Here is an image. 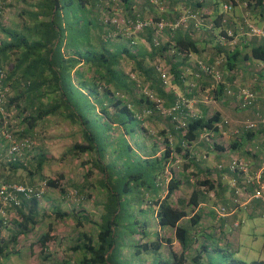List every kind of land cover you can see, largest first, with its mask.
I'll return each mask as SVG.
<instances>
[{"label": "trees", "instance_id": "1", "mask_svg": "<svg viewBox=\"0 0 264 264\" xmlns=\"http://www.w3.org/2000/svg\"><path fill=\"white\" fill-rule=\"evenodd\" d=\"M4 1L0 2V18ZM180 1L181 5H178L186 8L176 12L172 8L174 0H167L169 10L165 9L163 0H157L158 4L151 3V0H109V3L116 6L117 11L120 9L128 16L124 17L127 21L134 23L137 20L146 22L151 19L153 23H166L158 34L154 25L145 26L130 37L118 32L114 34L116 25L96 15L103 9V0H38L33 5L34 10L24 12L30 25L28 23L20 29H14L5 28L0 22V32L4 35V39L0 40V71L5 75L1 89L5 93L7 85H11L14 90L18 89L15 96L8 103L5 101L0 104V107L5 113L11 106L23 101L25 115L22 121L26 125L24 130L15 134L0 121V160L6 162V151L10 148L13 138L30 140L31 138L26 136L32 135L40 121L58 115L70 124L77 125L82 137V142L75 143L68 153L74 156L91 155L92 168L102 176L98 188L103 201L100 204L98 222L93 223L95 232L81 233L72 248L73 252L81 253L78 264H145L144 255H150V264H186L189 247L198 236L205 240L200 243L201 255L205 259L201 260L197 255L192 264H247L225 247H221L213 232H206L202 226V215L198 211L207 201L203 192L195 188L186 207L182 200L178 202V206L171 202V196L179 189L180 181L175 180L178 172L174 169L170 178H164L165 167L172 153L170 140L166 139L165 150L160 156L156 155L155 146L147 153L142 144L136 145L141 154H144L141 156L130 143V140L143 131L144 123L159 121L164 116L168 122V133L177 138L173 152L187 159V168L194 167V172L204 177L199 182L202 186L216 190L213 193L215 199L227 207L236 208L241 205L240 199L243 195L253 190L252 196L258 187L257 181H252V174H246L248 170L237 168L240 163L242 166L246 165L245 162L237 157L228 159V151L236 149L237 143L232 141L234 144L229 142L228 146L215 143L213 136L227 129L225 123L218 128L222 123L219 115L214 112L208 116L203 113L206 109L199 105L202 113L191 116L187 104L176 92L181 93L184 100L190 101L196 94L206 92V85L209 93L215 98L223 93L222 84L226 80L228 89L233 91H237V86L247 87L232 81L235 77L231 72L240 67V58L247 60L251 65H264V38L259 37L258 44L250 46L245 55L240 51L230 50L225 44L221 45L220 38L226 37L227 31L232 33L229 39L240 37L242 40L243 29L239 30L241 26L232 28L228 22V15L235 5L233 0L226 1L228 4L223 5V9L227 6L228 10L220 12L214 7L211 30H217L216 37L211 35L210 29L207 30L204 45L207 47L208 44V53L213 58L207 60V57H201L200 60L207 66L214 65L215 61L222 62L218 66L222 80L218 82L213 76L203 74L197 65L190 66V57L200 53V46L192 38L191 27H175L183 16L192 21L202 6L211 0H178L176 3ZM212 2L216 5L213 0ZM242 2L247 9H264V0ZM135 6L138 7L137 10H134ZM200 18L206 19L207 15L201 14ZM245 20L247 19L241 20L246 24L244 31L249 32L248 22L244 23ZM160 34L167 37L166 42H161ZM141 40L145 45L140 44ZM159 60H163L167 65V75L171 77V83L177 90L166 87L162 72L158 71L155 63ZM10 61L13 65L6 75L3 65L9 64ZM123 62L134 64L135 81L122 71ZM145 85L153 95V100L150 95L138 92L139 88ZM250 90L255 94V102L247 109L256 108L258 102V95ZM262 102L264 104V97ZM176 105L183 111V118L178 114L179 110L171 111ZM257 113V119L264 118ZM260 127L264 125L257 121L256 128L248 131H256ZM5 133H9L10 138H5ZM160 134L166 136L164 131ZM204 137L208 138V141ZM191 148L205 151L202 156H198L200 159L197 157L198 161L195 160ZM214 150L224 159H217V163L212 164L208 158ZM31 157L26 162L11 161L9 158L7 162L12 171L22 169L31 176L34 173L41 175L47 160L43 154ZM233 162L238 164L237 167L234 168ZM32 165H35L34 169L28 170ZM92 174L89 169L85 174V183ZM225 175L230 177L228 189L232 197L231 203L221 201L219 195L216 196L220 186L224 185L220 179L226 177ZM0 181L7 186H35L12 182L9 179ZM232 181L235 184H232ZM184 183L192 182L187 177ZM45 184L46 188L59 187L57 182L51 179ZM164 189L165 195L161 197L159 193ZM42 199L43 196L40 200L33 197L28 202L21 199V205L14 210L17 217L11 218L10 221L6 218L5 222L0 214V229L6 228L9 232V238L0 245L3 249L6 248V256L10 255L8 251L19 252L17 246L20 244V238L36 236L43 248L51 239L50 230L42 236H37L36 233L41 220L39 202ZM253 200L259 202L256 205L246 204L248 207L244 210L249 217L264 219V202L260 199ZM188 207L191 208L190 214L186 210ZM233 209H230L231 214L235 212ZM10 211L6 210V214ZM225 211V208L219 207L209 212L212 219H218L220 229L224 228V217L230 215ZM55 213L59 215L57 211ZM82 218L87 221V217H80L76 219L77 225L81 224ZM185 218L187 221L183 224ZM151 226L158 228V231L150 232ZM166 229L174 231V241L159 236V231ZM225 232L226 230H223V233ZM174 244L177 245L176 251ZM165 246L170 248L167 258L162 257ZM62 264L75 262L74 259H67ZM251 264H264V261H254Z\"/></svg>", "mask_w": 264, "mask_h": 264}, {"label": "rangeland", "instance_id": "2", "mask_svg": "<svg viewBox=\"0 0 264 264\" xmlns=\"http://www.w3.org/2000/svg\"><path fill=\"white\" fill-rule=\"evenodd\" d=\"M37 1L38 0H5L2 11L3 14L0 18L1 25L5 28L14 29H20L22 26L28 25L29 21L24 12L29 9L34 10L33 5H35ZM103 1V9L100 10L99 13H96V15L98 14L97 17L110 20L111 23L116 22L120 25L119 31L123 30V24L127 20L124 17L128 16L120 9L117 11L116 6L109 3L108 0ZM213 1L216 3L214 7H217L218 11L222 12L224 10V3L229 0ZM151 3L158 4L157 0H151ZM137 9L138 7L135 6L134 10ZM108 11L110 13H108ZM116 32L117 30L113 33L115 34ZM3 36L4 35L0 32V40L4 39ZM159 39L161 42L167 41V37L161 36V34L159 35ZM140 44H144L142 40L140 41ZM198 60L200 59L191 56L189 60L190 66H195ZM123 63L124 64L121 66L122 71L128 75L130 79H134L135 81L136 73L134 64L132 62L126 64L125 62ZM155 63L157 64V67H159V69L166 74V87L177 90L171 83V77L167 75L168 67L165 62L163 60H159L155 61ZM12 65L13 63L11 61L9 64L5 63L3 65V70L6 75L10 71ZM147 87L148 86L145 85V87L139 88L138 92L150 95V99L153 100L154 97L151 95V92ZM17 90H14L11 85L6 86L5 101H7V103L15 96ZM176 93L178 97L181 98L185 104H187L189 112H192L193 114H201L202 109L198 107L200 105L206 109L203 113H207L208 116L214 113V107L211 106L213 96L209 93V91L196 94L194 99L190 101L184 100L185 98L178 91ZM23 108V101H20L17 105L11 106L9 110L5 111V113L0 107V113L2 114L0 121L6 125L7 129L9 128L12 132H15V134H18L26 127L22 121L25 115ZM234 109H237V107L235 105H231L230 110L232 113L234 112ZM167 125L168 122L164 116L159 121L154 120L151 123L146 122L142 125L143 131L140 135L135 137L133 140H130V143L139 154H141V152L137 149V147H135L136 145L142 144L145 152L147 153H150L153 146H155L157 148L156 155L160 156L165 150L164 143L166 139L170 140L172 143L170 146L172 153L171 158L167 163L168 165L165 167L166 171L164 172V178H170L173 174L172 170L174 169L178 172L175 180L180 181L179 189L174 191L171 196V202L178 206V202L182 200L186 203L184 204L186 207L188 206V198L195 188L200 192H203L207 197V201H205L202 206L200 205L201 209L198 213L200 212L202 215V226L206 232L209 233V231H212L214 237L219 240V245L221 247H225L229 252L234 253L239 259L243 260L247 264H251L254 261H264V219L262 217H249L247 215V211L244 210V208L248 206L239 205L236 208L232 206L227 207L219 202L218 199H215L213 193H215L216 190H211V188L208 189L205 185L202 186L199 182H201L204 177L195 173L194 167L187 168V159L183 158L182 155L175 154V151L173 152L175 145L177 144V138L173 134L171 135L168 133ZM161 131L166 132V136H162L160 134ZM231 132L232 131L226 130V134L224 133L221 135L222 140L218 141V144H224L227 138H230L232 141L233 136ZM26 137L31 138V141L29 139H12V141H15L16 143L18 142L17 144L19 145V149L24 143L26 144V146L24 145L21 148L19 161L26 162L35 154H43L47 163L44 165L41 175H36V173H34L31 176L22 169L12 171L11 166L7 162L8 158H6V162L3 159L0 160V164L2 163L0 166V172L4 169V171H6V180L9 179L12 182H23L25 185H43L49 179L57 182L59 187L56 189L45 187L43 199L41 200L42 202L39 207L41 220L39 221V227L36 231V233H38L37 236H42L50 230L49 234L51 239L43 248L40 242L36 240V236L33 237L29 235L28 238H20V244L17 246V249L19 251H26L22 257H18L16 255L18 254L16 251H8L9 254H11V258L10 260H6V264H25L27 259L26 257L24 258V256L29 250L32 253L30 255L32 258L30 262L33 263L31 264H62L67 259H72V261L74 259L75 264H78L77 262L81 260V253L78 251L73 252L72 248L77 243L78 237L81 233L95 232L93 223L98 222L99 214L101 212L100 204L103 201V196L99 193L98 188V183L102 176L98 171L92 168L91 155L89 156L87 154H83L74 156L68 153V150H70L75 143L82 142V137L79 127L77 125L70 124L62 117L58 115L49 116L45 120L38 123L32 135H27ZM6 138H10L9 133L6 134ZM215 143L217 144V142ZM190 150L195 154V160L198 161L197 157L201 155L198 152L200 149L191 148ZM8 151L9 147L6 151L7 155ZM143 155L144 154L142 153L141 156ZM32 166L33 167H27L28 170H33L35 165ZM2 167L4 168L2 169ZM89 169L92 170L93 174L86 181L87 183H85V174ZM187 177L188 179H191L192 183H184ZM0 184H2V181H0ZM165 190L166 189L159 193L161 197L165 195ZM219 207L225 208V212L228 214L230 213L228 217H224L225 224L222 229L226 230L225 233H223V230L220 229V226H218L220 224L218 223L219 221H217L218 219H212L209 215V212H211L213 208L218 209ZM233 208L235 209V212L231 214L230 209ZM186 210L188 214H190L191 208L188 207ZM56 211L59 215H56ZM10 215V212L6 214L7 221L11 219ZM84 216L85 218L87 217V221L82 218L80 219L82 220L81 224L77 225L76 219ZM12 219H14V217H12ZM186 221L187 218L183 219V224H185ZM156 230L158 231V228L155 226H151L149 229L150 232H154ZM159 236L169 238L172 241L175 240L174 231L170 229L159 231ZM8 238L9 232L6 231V240ZM151 240H153V237ZM203 241L205 240L202 236H198L196 241L195 239L192 241L187 253L186 264H192L197 255L201 257V260L202 258L203 260L205 259L204 256L201 255L200 251V243ZM173 248L175 251L178 250L176 244H174ZM169 249L170 248L168 246L164 247L162 251L163 258L169 257ZM143 258L145 259V264H150V255H144Z\"/></svg>", "mask_w": 264, "mask_h": 264}, {"label": "crops", "instance_id": "3", "mask_svg": "<svg viewBox=\"0 0 264 264\" xmlns=\"http://www.w3.org/2000/svg\"><path fill=\"white\" fill-rule=\"evenodd\" d=\"M165 3V9L169 10V4L167 0H163ZM178 0H174V6L173 11H180L183 8H186L184 6L180 7L181 1L176 3ZM235 2V5H233L232 12L228 15L229 17V24L231 23L232 28H235L234 26H241L239 27V30H242V40H240V37H234L232 39H229L226 46L229 47L230 50L234 51H240L242 55H245V53L249 50L250 46H254L258 44L260 38L256 36H251L249 32L244 31V25L242 23V18L247 19L245 20L248 25H252L258 29H261L264 32V9L261 7L257 8H245V3L242 2V0H233ZM170 3V2H169ZM180 4V5H178ZM225 5L228 3H224ZM214 5L212 0L208 1L205 5L202 6L201 10H199L197 16L191 21L187 19V17H183L182 19L185 20V27H191L192 31V38L196 40L198 45L200 46V53L193 55L194 58L200 59L201 57H207V60L210 58H213L212 55H210L209 47L207 44V47H204L205 41H206V34L207 30L210 29L211 35H214L216 37V31H212V25L213 20L212 16L215 12L213 10ZM251 12V13H250ZM201 14L207 15L206 19L200 18L199 16ZM210 16V17H209ZM189 21V22H188ZM247 28V27H245ZM247 32V33H245ZM245 34V35H244ZM256 38V39H255ZM259 38V39H258ZM220 43V42H219ZM223 45L222 43H220ZM250 44V45H249ZM246 45H249L246 47ZM205 48V49H204ZM242 57V56H241ZM243 58V57H242ZM245 60V59H244ZM240 66L236 71L231 72V75L235 78H231L232 81H236L238 84L245 85L248 88L252 89L257 95H258V102L256 108L247 109V110H240V108L237 107L236 102L233 100L232 97L227 96L225 91L229 88L228 81L223 82L224 91L220 95H216V97H213V100H211V106L214 107V112L217 113L220 117V119L223 121H226L227 129L220 131L218 134L214 135L215 141L219 143L218 141L222 140V134H226V130L232 131L233 136V142L237 143L236 149H233L231 151H228V159L231 157H237L240 158L242 162L246 163L247 166V175L252 174L253 178L252 181H258V182H264V127H260L259 130H252L248 131L244 128V126L248 123H257V112H259L261 116H264V104H263V97H264V65L261 63H252L254 67L250 63H247L241 58L239 59ZM238 61V62H239ZM203 84V83H201ZM205 85V84H204ZM206 90L209 91L208 86L206 85ZM235 105L237 109H234V112L230 110V106ZM201 107V106H200ZM239 109V110H238ZM225 131V132H224ZM243 132H247L246 135H244ZM244 135V136H243ZM225 140V139H224ZM230 138H227L224 142V145L226 144L228 146L229 142H232ZM232 142V143H233ZM234 144V143H233ZM199 154H204L205 151L200 150L198 151ZM216 152V153H215ZM207 153V152H206ZM218 151L214 150L210 153V157L208 158L209 162L212 164L217 163L218 160H223L224 158L217 155ZM222 158V159H221ZM206 163V162H205ZM2 163L0 164V166ZM4 165V164H3ZM209 165V164H208ZM4 167H2L3 169ZM226 177H223L220 179L221 182L224 183L223 186H220V190H218L217 195H219L221 201H225L226 203H231V195L229 194V175H225ZM0 179L6 180V171L4 169L0 172ZM249 179L251 180V177L249 176ZM235 184V182L232 181V184ZM250 193H246L243 195L240 199L241 205L246 204H257L259 201L251 200V194L253 190H249ZM42 201L39 203L41 204ZM39 204V207H40ZM40 210V209H39ZM9 213V212H7ZM10 217H17V214L15 211H10ZM10 221V219H9ZM39 227V226H38ZM31 237V236H30ZM2 241H6V228L0 229V245ZM22 243V242H21ZM5 247V246H4ZM22 249V248H21ZM28 249V248H27ZM22 251V250H20ZM18 252L16 254L18 257H22L24 252ZM32 253L29 251L26 252L24 258L26 257L25 264H31L33 262L31 261V255ZM8 255V253H7ZM11 255V254H10ZM10 255L6 256V248H2L0 246V264H6V260H10Z\"/></svg>", "mask_w": 264, "mask_h": 264}, {"label": "built area", "instance_id": "4", "mask_svg": "<svg viewBox=\"0 0 264 264\" xmlns=\"http://www.w3.org/2000/svg\"><path fill=\"white\" fill-rule=\"evenodd\" d=\"M109 1V0H108ZM1 2V0H0ZM224 9L228 10L227 6H224ZM115 24L117 27V32L121 33L122 35H126L128 37L132 36V34L139 32L140 30H142L143 27L145 26H153L155 28H157V34L160 33V31H162V29H164V27L167 25L166 23H164L163 21H160L158 23H153V21L151 19H148L146 22H142V21H135L130 22V21H125L123 24V30L119 31L120 25L116 22L112 23ZM182 25H185V20L181 19L177 22V24L175 25V27ZM247 27L250 29L249 33L251 36H256V37H261L264 38V32L261 29H258L252 25H247ZM131 33V34H130ZM232 37V33L231 31H227V35L226 37H221L220 38V43L222 44H227V42L229 41V38ZM221 61H215L214 65L212 66H207L205 65L201 60H198L196 62L197 67L203 72V74H207V75H211L215 78L216 81L220 82L222 80L220 71L218 70V66L221 65ZM158 71L162 72V77L164 79V83H166V74L160 70L157 67ZM5 75L3 73V71H0V104L5 102V91L1 89V85H2V80L4 79ZM235 84V82H234ZM226 93L228 96L232 97L234 99V101L236 102L237 106L240 109L246 110L247 108L253 106L254 102H255V94L250 90V88L247 87H238L237 86V91H233L231 89H227ZM158 108V106H157ZM189 108V107H188ZM179 110L180 115L183 114V111H180V106L176 105L175 107L172 108L171 111H177ZM166 111V110H165ZM163 111V113L165 112ZM190 115H194L192 112H190ZM183 118V115H182ZM259 123L264 125V118L263 117H259L258 119ZM223 123H227L226 121H223L222 123H220L218 125V128H221V125H223ZM244 128L246 130L248 129H254L256 128V123H248L244 126ZM5 138H6V133L4 134ZM204 135H202L201 137L203 138ZM205 138V137H204ZM208 141V138H205ZM211 142V140H210ZM18 143V142H17ZM15 141L11 142V146L9 148L8 151V158L11 161H18L20 160V151L21 148L26 144L22 143L23 145L21 146V148L19 149V145L17 144ZM234 168L237 167L235 162H233ZM233 168V167H232ZM240 170L242 171H246L247 170V166L244 165L242 166L241 163L238 165V167ZM258 187H256V190L254 192V194L251 196V199H260L264 202V184H260L258 181ZM45 187L46 184H38L35 186H24V185H18V184H14V185H5V184H0V214L3 216V219L6 222V210H11L14 211L15 207H19L21 205V202L23 200H26V202L30 201L33 197L36 198L37 200H40L41 197L44 195L45 192Z\"/></svg>", "mask_w": 264, "mask_h": 264}]
</instances>
